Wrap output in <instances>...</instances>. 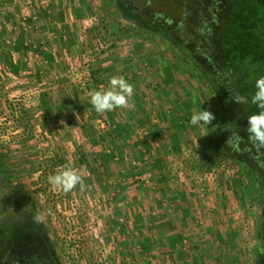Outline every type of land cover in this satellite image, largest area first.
<instances>
[{
	"label": "rangeland",
	"instance_id": "rangeland-1",
	"mask_svg": "<svg viewBox=\"0 0 264 264\" xmlns=\"http://www.w3.org/2000/svg\"><path fill=\"white\" fill-rule=\"evenodd\" d=\"M186 5L177 37L133 20L117 0L0 4L5 253L15 236L32 230L55 264L264 263V146L249 139L247 124L258 111L251 103L256 80L264 77V0ZM114 76L133 85L131 106L97 113L91 93ZM237 94L248 102H235ZM202 109L215 118L192 125L191 114ZM204 144L224 157L202 170ZM66 165L82 174L83 188L50 184ZM159 177L187 180L189 214L177 238L160 227L167 212L159 203L168 210L173 202ZM208 211L235 243L215 232L216 253L207 259Z\"/></svg>",
	"mask_w": 264,
	"mask_h": 264
},
{
	"label": "flooded vegetation",
	"instance_id": "flooded-vegetation-1",
	"mask_svg": "<svg viewBox=\"0 0 264 264\" xmlns=\"http://www.w3.org/2000/svg\"><path fill=\"white\" fill-rule=\"evenodd\" d=\"M117 3L123 12L141 24L154 26L168 35L177 36V33L182 32L188 0L177 5L175 0H117ZM180 10L182 12L178 14ZM175 21L180 25H172ZM5 249L6 246L0 245V264H55L52 249L32 230L15 236L7 253Z\"/></svg>",
	"mask_w": 264,
	"mask_h": 264
},
{
	"label": "clouds",
	"instance_id": "clouds-1",
	"mask_svg": "<svg viewBox=\"0 0 264 264\" xmlns=\"http://www.w3.org/2000/svg\"><path fill=\"white\" fill-rule=\"evenodd\" d=\"M133 95V85L123 76L112 77L109 86L94 90L91 93L90 102L97 113L112 111L119 107H130V99ZM235 102L244 104L248 97L235 95ZM251 103L256 105L258 111L247 118L249 139L260 146H264V77H260L255 83V92L251 96ZM214 114L207 109L193 112L190 116L192 125L210 124ZM53 188H61L64 192L73 190L78 184L84 187V180L81 173L70 166H65L61 171L49 177Z\"/></svg>",
	"mask_w": 264,
	"mask_h": 264
},
{
	"label": "crops",
	"instance_id": "crops-1",
	"mask_svg": "<svg viewBox=\"0 0 264 264\" xmlns=\"http://www.w3.org/2000/svg\"><path fill=\"white\" fill-rule=\"evenodd\" d=\"M13 2H14V0H0V4H5L7 6H11L13 4ZM48 3H52V0H48ZM47 6L49 7V5H47ZM66 11H67V8H66ZM59 12L62 13L61 10H59ZM47 16H50V15L48 14ZM62 16H63L64 19L67 18L64 14L63 15L61 14V17ZM51 20L54 22L53 19H47L48 24L52 23ZM60 21H61V19H60ZM60 24H61V22H58V26ZM47 31H50V28H47L46 31L41 32L39 35L43 36V35H45V32H47ZM154 153H155V159L157 160V162H161V159H163L161 157H163V155L158 153L156 150H154ZM152 167H154V166H151V168ZM155 167H157V166H155ZM158 179H161V181H164V179H165L164 183H166L168 185V192H165L164 194L166 195V193H167V196H168L169 200L171 202H173L172 206L168 210L166 209V207L163 204L159 203V205H158L159 208H160L159 212L160 213L165 212V211L167 212V214L166 213L163 214L164 216H166L165 217L166 221H163V223L160 224V227H162V230H164L165 232L175 233V234H172V235L170 234V235H171V237L175 236V238H177V236H180V234L183 232V229H182V228H184L183 222H184L185 219H187V214H189V209L188 208L183 209L184 198L182 196V191L187 189V180L186 179L184 180L185 184H180L179 182H178V184H176L177 182L174 181L171 177H168V178L159 177ZM163 192H164V190H163ZM164 194H163V197H165ZM209 199H211V201L213 200L212 197H209ZM224 202H226V201H224ZM212 208H213L212 210L215 212L217 218H219V215L221 214L220 210H219V207H215V204H214L212 206ZM206 210H207V208H206ZM213 215L214 214H212V211H208V212H205V217H204V218H208L207 220H209V221L205 222V224H204V232H206L204 235L206 236V239H208L204 243V247H206L207 259L211 258V256H212L211 254L216 253L214 250H212L213 248L217 247V245L215 244V243H217V240L215 241V239H216L215 232L219 231V233H221L220 235L224 239V240H221V241L224 244L226 242H229V243L231 242V246H233L234 243H235L234 239L233 240L230 239V241H229V233H231L232 230H230L231 232H228L229 229L227 227L222 226L221 225V221H216V220H211L210 221V218ZM167 220H168L169 223H167ZM208 251L210 252V254H209ZM182 257H183V255H182ZM184 259H186V257ZM177 261L179 262V259H177ZM195 261H197V260L195 259ZM207 262H208V260H207Z\"/></svg>",
	"mask_w": 264,
	"mask_h": 264
},
{
	"label": "trees",
	"instance_id": "trees-1",
	"mask_svg": "<svg viewBox=\"0 0 264 264\" xmlns=\"http://www.w3.org/2000/svg\"><path fill=\"white\" fill-rule=\"evenodd\" d=\"M115 38H117V39H119V38H122L123 36H122V34H119V35H117V37L116 36H114ZM112 38H113V36H112ZM218 39H219V37H218ZM233 88V87H232ZM214 137H215V135H214ZM213 146H211V147H208V145L206 144H204L201 148H200V150H199V152H198V154H199V158H198V160H197V166L200 168V169H202V170H205V169H208L212 164H213V162H215L216 161V158L218 157V156H221V157H224L223 156V154H222V151H221V149L220 148H218V149H216V148H212ZM1 156V158H3L4 157V154H1L0 155ZM216 157V158H215ZM7 170V169H6ZM261 183V182H260ZM262 184V183H261ZM264 184V183H263ZM261 189V191H263L264 192V187H263V185H262V187L260 188ZM263 227V226H262ZM262 227H261V229H262ZM261 237L262 238H264V234H261ZM264 264V263H263Z\"/></svg>",
	"mask_w": 264,
	"mask_h": 264
}]
</instances>
